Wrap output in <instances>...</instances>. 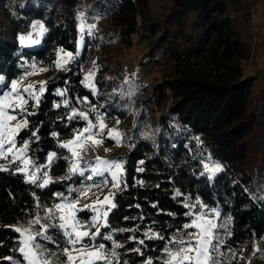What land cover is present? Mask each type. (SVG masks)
I'll return each instance as SVG.
<instances>
[{"label": "trees", "instance_id": "1", "mask_svg": "<svg viewBox=\"0 0 264 264\" xmlns=\"http://www.w3.org/2000/svg\"><path fill=\"white\" fill-rule=\"evenodd\" d=\"M82 3L83 0H1L8 33H0V95L23 75L26 60L53 67L58 49L76 52L79 30L75 14ZM176 3L181 11L195 12L209 20L210 45L204 70L177 73L167 83L172 104L163 116V124L174 122L187 135L202 137L212 158L224 170L210 181L186 140L164 135L151 140L134 134L123 158L124 183L115 196L116 207L108 216L110 227L103 229V234L113 233V241L122 246L118 249L121 262L130 264L148 259L158 264L168 240L190 221L187 197L200 199L229 217L226 243L231 249L243 246L251 250L252 244L264 235V135L263 130L261 134L255 132L261 117L250 108L254 82L264 69L250 77L243 73L242 61L248 51L239 25L245 0ZM100 8H107L118 38L135 34L137 18L145 22L148 13L146 0H108ZM34 21L45 26L42 45L23 48L17 37L27 34ZM93 45L94 41L86 38L81 59L48 82L38 103L27 106L32 114L23 116L28 127L20 131L17 140L28 141L29 156L37 165H45L49 154H56L49 169L53 181L43 188L29 182L14 167L0 169V257H13L24 264L18 252L20 234L14 225L56 204L60 200L57 193L65 194L71 184L81 181L80 177L68 180L70 154L61 147L85 126L84 121L71 115L72 108L87 99L91 105L106 104L110 116L127 121V99L118 90L114 75L108 74V67L96 77L97 97L83 84L82 65ZM90 217L87 211L79 215L83 220ZM149 234L165 239L149 238ZM100 238L99 243L112 248L111 241ZM56 240L65 246L63 235ZM0 264L10 262L0 260Z\"/></svg>", "mask_w": 264, "mask_h": 264}, {"label": "rangeland", "instance_id": "2", "mask_svg": "<svg viewBox=\"0 0 264 264\" xmlns=\"http://www.w3.org/2000/svg\"><path fill=\"white\" fill-rule=\"evenodd\" d=\"M107 1L83 0L82 5L76 10L79 38L75 53L58 49L53 67L42 66L36 61L26 60L25 72L20 78L13 81L18 82L17 87L21 90L19 94L28 99V104L30 102L37 103L28 93L23 92V89L32 85V91L36 92L40 100L48 82L72 63H77L81 59L85 40L89 38L91 42L94 41L95 45L89 48L87 60L82 65L84 86L97 97L96 77L101 69L108 67V74L114 75L115 81L119 85L118 90L127 99L128 115L125 122L110 116L106 104L91 105L85 99L80 101L77 107L72 108L71 115L85 122V126L77 132L83 130L89 123L99 125L103 121L105 137L109 130H114L120 136L115 140L104 139L102 144L80 152V155L83 156L80 161V168L85 175L84 177L78 174L73 175L68 170V180L80 177L81 181L71 184L67 193L59 197L60 200L57 203L65 202V197L69 200L74 199L81 192L88 191V189H90L88 191V199H82L80 207H83L84 204L100 207L99 203L94 202L97 197L102 201L105 196H109L111 202L114 203L115 196L124 183L125 169L123 158L129 147V139L134 137V134L151 140H155L161 135L170 137V139L180 137L182 140H186L187 147L200 160L204 175L210 181H213L224 170V167L220 162L212 158L203 138L196 135H187V131L174 124V122H167L168 126L164 125L162 120L172 104V92L167 88V83L172 81L177 73L186 70L196 72L207 67L206 57L209 51V38L211 35L209 20L195 12L181 11L177 6L176 0H146L148 13L145 22L138 17L136 33L130 37L118 38L115 29L111 26L110 16L106 12L107 8L104 11L100 8ZM112 3L115 2L112 1ZM245 4L246 9L240 13L241 22L239 26L248 51L247 56L242 61V69L244 76L250 77L255 76L264 69V0H245ZM0 33L5 36L8 33V21L5 17L1 0ZM45 34L46 29L43 22L34 21L29 32L18 36L17 41L23 48L34 49L42 45ZM12 83L7 89L3 90L0 98L12 94ZM41 86L44 89L42 93L39 92ZM250 108L257 116L261 117L259 119L260 125L256 127L255 132L261 134V130H263L262 134L264 135V73L254 82L250 97ZM17 115L19 119L22 114L17 113ZM85 116L87 119H84ZM16 122L12 121V124L14 125ZM92 131L96 133L98 129L93 128ZM77 132L69 141L75 139ZM88 144L91 145V141H88ZM17 147H20V145L18 144ZM72 148L79 150L76 145H72ZM65 149L70 154V168L73 159L72 154L68 148ZM25 155L28 159V167L25 172L18 170V168L23 167L22 164L13 162L10 158H0V169L14 167L18 172L24 174L29 182H31L30 173H34L36 183L33 184L40 185L44 179H48L49 185L53 181L49 169L55 161L56 155L51 163H49L48 159L45 165H37L29 156L28 150ZM96 157H100L105 161L121 163L122 170L118 176L119 188L112 187V177L109 173H105L104 177L93 175L91 180L86 179L87 176L92 175L91 168L96 164ZM205 165L209 169L218 168V171L210 172L206 170ZM45 172L47 176L44 175ZM105 179L107 184H101L100 181ZM97 184L100 186L97 187ZM54 205L43 208L25 221H19L14 225V228H30L32 234L36 235L38 232L43 231L41 225L47 226L48 234L52 236L53 240L45 241L37 236V243L43 246L44 255L51 264H66V257L62 254L63 247L60 246L59 240H56L58 235H62V231L56 226L58 225V220L45 219L48 216L47 210L52 209ZM185 205L191 206L187 207L188 213H191V215H188L190 219L188 223H191L197 215H201L205 219H211L217 225V232L223 242L219 249L223 253L222 256H219L220 264H264V235L252 244L251 250H247L243 246L231 249L226 243L230 235V219L228 216H223L218 208L208 207L200 199L187 197ZM107 207L108 204L105 202L103 209ZM113 209H111V212ZM85 211L91 213V217L95 215L89 209H84L77 214L78 218L80 213ZM53 214L55 215V212ZM38 218L40 224L30 223ZM103 229L102 227V233ZM183 230L184 228L176 232L170 239L179 238ZM193 230L188 229V231ZM53 231L57 233L54 234ZM109 234L113 235V233ZM149 235L151 238L157 237V234ZM20 238L21 241L24 239L21 234ZM63 239L64 247H66V238L64 236ZM99 239L101 238L97 237V242ZM111 242L113 243V240ZM166 246L174 247L168 242ZM106 249L112 250V248L108 249L107 247ZM118 249H115L117 256L112 264H130L127 261L121 262ZM163 258L164 250L158 264H162ZM147 261L140 264H147ZM24 264H27V262L24 261ZM152 264H156L154 260H152Z\"/></svg>", "mask_w": 264, "mask_h": 264}, {"label": "snow or ice", "instance_id": "3", "mask_svg": "<svg viewBox=\"0 0 264 264\" xmlns=\"http://www.w3.org/2000/svg\"><path fill=\"white\" fill-rule=\"evenodd\" d=\"M17 83H12L11 95H5L3 98H0V158H10L13 162H19L23 167L18 168V170L25 172L28 167V159L25 155L29 147L28 141H18L16 138L22 129L28 127V120L23 118V116L31 115L32 113L27 108L28 99L19 94L21 90L18 89ZM32 89L33 86L29 85L23 89V92L28 93L38 103L39 97ZM43 91L44 89L41 86L39 92L42 93ZM17 113L22 114L19 119ZM84 119H87V117L85 116ZM12 121L17 122L13 125ZM93 128H97L98 131L93 133ZM103 130V121L99 125L89 123L87 127L77 132L74 140L61 145V147L68 148L71 151L73 159L69 171L73 175L78 174L81 177L85 175L84 171L80 168V161L83 159L80 152L102 144L104 139L115 140L120 136L114 130H109L105 137ZM35 135L36 133L33 132L32 136ZM88 141H91V145L88 144ZM18 143L20 147H17ZM72 145H76L79 150H74ZM55 155V153L49 154V163L52 162ZM65 159L68 158L65 157ZM205 168L210 172L218 171V168L209 169L207 165H205ZM121 170L122 166L120 162L105 161L100 157H96V164L91 168L92 175L87 176L86 179L91 180L93 175L104 177L105 173H109L112 177V187L119 188L118 176ZM44 175L47 176V173L45 172ZM30 176L31 182L36 183L35 174L30 173ZM48 183L49 180L44 179L43 183L39 186L45 187ZM100 183L107 184V180H101ZM96 186L99 187L100 185L97 184ZM88 191L81 192L71 200L65 197V202L57 203L52 209L47 210L48 216L45 219L58 220V225L56 226H58L62 231V235L66 238L67 246L62 248V254L66 257V264H112L117 256L115 249L122 246L113 241L112 250L109 251L106 249L104 243L97 242V237H102V239L108 241L113 240L112 235L103 234L101 228L110 227L108 216L111 209L115 208L116 205L111 202L109 196H105L102 201L97 197L94 202L99 203L100 207L88 204L80 207L81 200L88 199ZM56 195L62 197L63 193H57ZM105 202H107L108 207L103 209ZM185 206L191 207L190 205ZM84 209H89L95 215L90 220L78 218L77 214ZM54 212L55 215L53 214ZM187 215H191V213H187ZM30 223L40 224V220L38 218ZM41 227L43 231L38 232L36 235L32 234L30 228L15 229L16 232L24 237L21 241V246L18 248V252L27 264H51L44 255L43 246L37 243V236L45 241H52L53 238L48 234L47 226L41 225ZM188 229L194 230L188 231ZM119 231H125V229H120ZM156 238L160 240L165 239L163 236H157ZM139 243L143 244L144 241L141 240ZM168 243L174 247L170 248L166 246L164 248L162 264H220L219 256L223 255L219 251L223 242L217 232V225L211 219H205L201 215H197L191 223L185 224L182 235L176 239H169ZM136 251H139V249H136ZM0 260H7L10 264H22V261L13 257H0ZM147 264H152V260L149 259Z\"/></svg>", "mask_w": 264, "mask_h": 264}]
</instances>
